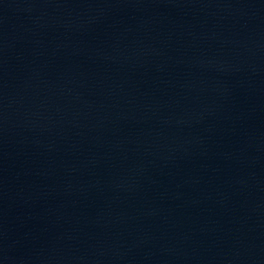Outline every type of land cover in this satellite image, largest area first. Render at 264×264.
<instances>
[{"label": "water", "instance_id": "obj_1", "mask_svg": "<svg viewBox=\"0 0 264 264\" xmlns=\"http://www.w3.org/2000/svg\"><path fill=\"white\" fill-rule=\"evenodd\" d=\"M0 264H264V0H0Z\"/></svg>", "mask_w": 264, "mask_h": 264}]
</instances>
